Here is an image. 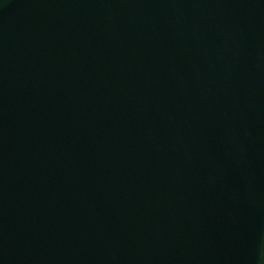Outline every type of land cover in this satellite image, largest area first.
<instances>
[{
    "label": "water",
    "instance_id": "1",
    "mask_svg": "<svg viewBox=\"0 0 264 264\" xmlns=\"http://www.w3.org/2000/svg\"><path fill=\"white\" fill-rule=\"evenodd\" d=\"M0 264H264V0H0Z\"/></svg>",
    "mask_w": 264,
    "mask_h": 264
}]
</instances>
